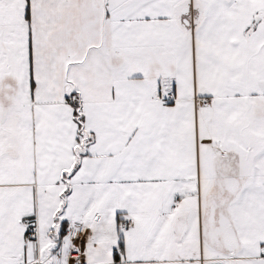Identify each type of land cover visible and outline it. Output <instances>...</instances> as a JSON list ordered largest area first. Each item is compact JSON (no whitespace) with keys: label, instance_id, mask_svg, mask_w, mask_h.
I'll return each instance as SVG.
<instances>
[{"label":"snow or ice","instance_id":"1","mask_svg":"<svg viewBox=\"0 0 264 264\" xmlns=\"http://www.w3.org/2000/svg\"><path fill=\"white\" fill-rule=\"evenodd\" d=\"M0 264H264V0H0Z\"/></svg>","mask_w":264,"mask_h":264}]
</instances>
